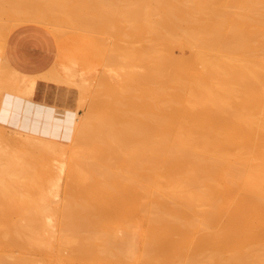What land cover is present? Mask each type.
<instances>
[{"label":"bare ground","instance_id":"bare-ground-1","mask_svg":"<svg viewBox=\"0 0 264 264\" xmlns=\"http://www.w3.org/2000/svg\"><path fill=\"white\" fill-rule=\"evenodd\" d=\"M13 20L121 76L72 143L24 135L65 177L0 147V264H264V0H0Z\"/></svg>","mask_w":264,"mask_h":264},{"label":"rangeland","instance_id":"rangeland-1","mask_svg":"<svg viewBox=\"0 0 264 264\" xmlns=\"http://www.w3.org/2000/svg\"><path fill=\"white\" fill-rule=\"evenodd\" d=\"M8 22L7 25L10 23L9 25L12 26L10 28L8 25L7 29L10 28V31L6 30L7 34L6 31L4 32L6 37H0L2 38L0 39V64L3 65L0 66V122H3L0 123V133L3 134L0 135V147L2 145L12 149L17 147L15 149L17 150L23 149L25 145L24 149L43 156L38 166L42 170L43 178L65 177L66 170L63 171L60 161L56 160H60L58 155L57 158L50 159L48 151L38 150L45 140L38 143L40 140L34 142L30 137L34 135L35 139L36 136H41V141L44 137V139H55L66 144L72 143L76 127L80 119L88 112L85 110L90 108L93 98L91 90L87 91V89L92 83L96 85V80L100 81L99 77L106 76L116 81L121 75L117 74V69L112 68L114 66L105 64L97 55L91 58L85 56L89 51L87 39L77 38L73 31L71 33L73 35L67 37L55 30L51 23L40 20L18 21V24L14 20ZM2 42L5 43L2 44ZM179 49L180 45L177 44V53H180ZM4 58L7 63H4ZM10 68L14 72L20 71L19 75L18 72L13 74ZM54 72L55 75L58 73L56 77L51 76ZM81 83L86 88L79 85ZM94 85L91 88H94ZM82 98L85 100L84 103ZM5 133L8 138H5ZM29 133L32 134L28 136L31 142L25 140V136ZM29 142L30 144H27ZM18 144L21 145L20 148ZM44 157H47L48 161Z\"/></svg>","mask_w":264,"mask_h":264}]
</instances>
